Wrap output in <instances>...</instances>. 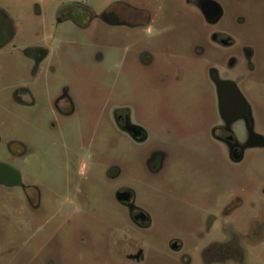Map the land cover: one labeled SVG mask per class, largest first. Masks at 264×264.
<instances>
[{"label":"rangeland","instance_id":"374dc122","mask_svg":"<svg viewBox=\"0 0 264 264\" xmlns=\"http://www.w3.org/2000/svg\"><path fill=\"white\" fill-rule=\"evenodd\" d=\"M197 1L79 0L77 14L66 11L70 0H0V164L21 178L0 186V264H215L191 249V211L216 208L224 232L218 211L231 194L264 197V0H220L215 23ZM116 4L138 6L149 19L111 24L104 12ZM213 33L254 52L253 72L243 63L229 73L212 67L220 78L241 76L234 81L250 122L227 127L242 151L236 163L206 133L213 84L207 65L192 58L196 46L213 55ZM139 40L153 55L169 46L189 56L165 94L151 84L156 68L138 65ZM117 113L146 139L122 132ZM168 128L184 131L171 136ZM120 190L131 192V206L116 200ZM242 204L237 214H255ZM131 208L145 212L147 228L131 221ZM234 224L247 232L242 220ZM171 228L178 252L164 243ZM241 246L242 264L262 258L264 249Z\"/></svg>","mask_w":264,"mask_h":264},{"label":"flooded vegetation","instance_id":"af4514ba","mask_svg":"<svg viewBox=\"0 0 264 264\" xmlns=\"http://www.w3.org/2000/svg\"><path fill=\"white\" fill-rule=\"evenodd\" d=\"M246 1L254 2L257 0ZM197 2L203 17L209 23H215L220 18L222 12L220 0H198ZM65 9L67 12L77 14H81L84 11L79 0H70ZM214 12L216 15L212 16ZM104 16H106L105 20H108L111 24L127 25L130 27H136L149 19L146 11L131 4H116L112 9L104 12ZM154 40H157V38L155 37ZM208 45L211 47L210 51L213 55L206 54L205 49L199 46H196L195 52L192 55V58L201 62L203 61V67L207 65V70L210 69V80L213 84L215 106L213 116L207 119L206 133H208V137L212 142L218 141L224 143L228 148L231 162L236 163L241 159L242 151L227 127L238 119H244L248 124L250 122L245 99L238 91L235 82L237 79H241V76H236L234 78L235 81L230 77L220 78L212 67L223 69V71L229 73L232 72L237 64L243 63L249 71L253 72L254 52L250 48H242L241 52L234 50L233 40L224 33L211 34L208 38ZM137 46L139 47L137 53L139 67L145 70L156 68V73L153 75L151 84L158 94H165L168 90H171L168 89L169 83L178 84L176 81L179 75L183 74L184 69L187 68L185 67V63L188 61V55L177 54L172 47L167 45H164L167 48L161 50L159 54L153 55L149 51L150 49L141 48L140 40ZM175 59L177 60L176 62ZM206 74L208 75V72ZM177 86L174 89H177ZM116 122L118 128L134 141L143 142L146 139L145 129L140 125L131 124L126 115L117 113ZM137 124L141 123L138 122ZM175 129L168 128L167 131L172 136L176 131L181 132L183 130V128ZM20 185L21 178L19 174L10 166L0 164V186L12 187ZM125 191L130 193L129 200H116L123 205L131 206L132 194L130 191L120 190L117 193ZM216 193V191L212 193L214 197H216ZM230 196L232 197L230 203L224 205L221 209L219 208L218 211L219 220L226 221L229 225V229H226L224 232H221L217 225H215L216 208L196 207L191 211L193 213L189 215L190 219L193 220L191 230L195 239L191 243V249H198L200 262L208 260L215 264H242L244 252L241 244L245 243L248 245L251 252H256L259 248L264 249V197L262 195H241L238 193L231 194ZM243 201L246 202V207L249 208V211L255 213L254 215H243L242 217L236 213L239 207L243 205ZM30 204L31 210L36 213L38 206H34L35 201L31 200L30 203V200H28L29 207ZM130 219L138 228L144 229L149 226L147 215L137 208L130 209ZM239 219L247 226L248 230L246 233L237 230L234 222L236 223ZM253 233H256V235L253 236ZM221 235L224 236V239L223 237L221 239ZM164 243L172 252H178L182 249L181 239L172 228ZM257 254L255 253L254 255L255 264H264V252L261 259H259L261 256H257Z\"/></svg>","mask_w":264,"mask_h":264},{"label":"water","instance_id":"95a60500","mask_svg":"<svg viewBox=\"0 0 264 264\" xmlns=\"http://www.w3.org/2000/svg\"><path fill=\"white\" fill-rule=\"evenodd\" d=\"M216 15L215 12L212 14V16ZM130 198V193L125 191V192H120L116 194V199L118 201H128Z\"/></svg>","mask_w":264,"mask_h":264}]
</instances>
